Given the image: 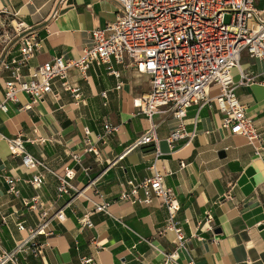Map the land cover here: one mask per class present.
Masks as SVG:
<instances>
[{"label":"crops","instance_id":"crops-1","mask_svg":"<svg viewBox=\"0 0 264 264\" xmlns=\"http://www.w3.org/2000/svg\"><path fill=\"white\" fill-rule=\"evenodd\" d=\"M255 4L264 15V0ZM117 7L116 0H0V55L8 59L19 55L20 42L4 35L13 30V23L24 22L41 39V48L23 68L25 75L56 56L78 58L82 48L93 45L92 30L115 20ZM111 65L121 73L120 89L119 78L105 64H94L86 76L71 69L69 79L81 87L86 104L74 102L56 80L52 93L31 109L10 102L8 112L0 110V219L7 217L3 246L13 250L27 238L41 222L40 208L47 210L52 232L34 240L46 243L43 255L19 253L8 264H82L83 258L96 264H162L164 253L174 251L180 264H264V157L256 155L245 136L222 126L223 114L215 101L189 107L184 123L189 132L196 128L197 135L188 146L173 151L168 136L178 122L156 114L153 121L161 154L156 156L153 144L129 150L150 125L134 106V99L150 90L149 77L132 66L124 68L114 58ZM241 65L255 76V82L238 85L236 92L264 139V60L243 53ZM234 73L239 82L238 72ZM7 74L3 71L0 78V102ZM218 92V86H213L209 96L214 98ZM18 96L22 104L29 101L27 94ZM106 118L120 128L108 143L97 144L102 152L98 161L85 151L83 127H90L93 135L101 133ZM16 136L46 166L39 168L45 175L39 190L29 183L32 173L22 158L9 151L4 137ZM75 153L83 158L88 174L73 159ZM155 161L166 172L165 184L181 206L173 219L185 236L179 247L174 232H162L169 212L161 198L149 204L120 199V182L151 176ZM66 168L73 171L72 182L83 194L59 196L57 174H64ZM7 176L18 179L19 196L8 192ZM90 180L96 181L89 186ZM36 195L40 197L37 208L29 209L24 200ZM144 196L141 190L139 197ZM94 202L107 203L108 211L95 210ZM59 210L64 212L61 219L56 216ZM89 211L92 228L79 221ZM208 214L213 215L210 223Z\"/></svg>","mask_w":264,"mask_h":264},{"label":"built area","instance_id":"built-area-1","mask_svg":"<svg viewBox=\"0 0 264 264\" xmlns=\"http://www.w3.org/2000/svg\"><path fill=\"white\" fill-rule=\"evenodd\" d=\"M118 3L115 20L108 22L102 28L92 30L93 45L84 47L78 58L56 56L44 62L28 75L23 73L30 60L41 48V39L36 31L24 22L12 24L13 30L4 35L7 40L16 39L20 42L19 55L11 59L0 55V78L6 71L7 80L4 87V98L0 102V110L9 111V103H19L21 109H31L33 104L44 100L53 91L56 80L61 82L63 91L71 94L77 104H86L81 87L72 84L70 71L78 69L84 76L94 64L107 65L108 69L119 78L117 89L124 82L120 80L121 73L113 69L111 60L124 68L134 67L138 72L149 77L150 90L134 99V106L140 114L150 122L145 132L138 137L129 150L153 144L156 156L161 154L157 137V124L153 121L156 114H166L177 120V126L170 132L168 142L173 151L191 144L197 135L194 128L187 130L184 123L187 111L193 104L201 106L215 101L223 114L222 126L232 134L243 135L254 146L255 153L264 157V139L258 132L255 122L247 112L245 104L239 99L236 88L238 85H251L255 76L242 68V54L250 58L264 60V15L256 8V0H116ZM230 16L227 23L226 17ZM6 41V40H4ZM4 46L2 50H5ZM4 52V51H3ZM130 61L127 63L125 58ZM31 70V67L29 68ZM235 70L239 74V82L235 80ZM218 86V94L212 98L209 90ZM29 96V101L22 104L18 94ZM103 96L107 97L106 92ZM1 123V121H0ZM120 125L110 118L103 122V131L93 135L88 126L83 127L85 151L92 153L96 160H101L102 152L98 143H108L119 132ZM12 155L22 158L23 166L32 173L29 183L39 190L45 182L44 173L39 168L45 166L43 160L32 155L25 148L21 136L4 137ZM184 142L178 147V143ZM128 150V151H129ZM73 159L88 174L89 168L82 164L83 158L75 153ZM157 160V157H156ZM184 165V163L182 164ZM152 175L140 182L135 180L121 181L120 199L135 203L137 201L149 204L159 197L167 206L169 218L162 230L172 231L174 242L179 246L185 239L182 227L173 221L180 209V203L174 192L165 184L166 172L161 170L156 161L151 166ZM59 196L83 194L72 182L74 173L66 168L64 174H57ZM18 179L6 177L8 192L16 196L20 190L16 187ZM96 180H90L89 186ZM130 186V189L126 188ZM143 191L144 198L139 197ZM39 195L25 199L24 204L35 210L39 203ZM95 210L108 211V204L94 202ZM41 222L30 229L27 238L17 242L13 250L3 246L2 226L7 217L0 219V264L15 262L19 253L33 252L43 255L46 243L34 242L39 235H50L49 220L46 209L40 208ZM92 212H86L79 220L83 226L94 227L91 220ZM57 218L64 216L63 210L56 212ZM213 215L208 214L206 222L210 223ZM20 229L25 226L20 224ZM148 243L151 240L146 239ZM157 247V246H156ZM176 251L164 253L162 264H180ZM82 264H96L91 258H83Z\"/></svg>","mask_w":264,"mask_h":264},{"label":"rangeland","instance_id":"rangeland-1","mask_svg":"<svg viewBox=\"0 0 264 264\" xmlns=\"http://www.w3.org/2000/svg\"><path fill=\"white\" fill-rule=\"evenodd\" d=\"M229 20H230V16H227V17H226V22L228 23Z\"/></svg>","mask_w":264,"mask_h":264}]
</instances>
